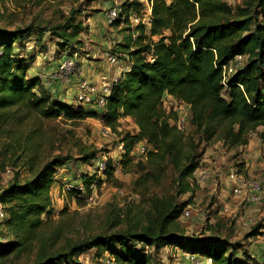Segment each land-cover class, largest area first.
<instances>
[{"label": "trees", "instance_id": "1", "mask_svg": "<svg viewBox=\"0 0 264 264\" xmlns=\"http://www.w3.org/2000/svg\"><path fill=\"white\" fill-rule=\"evenodd\" d=\"M141 5L139 0L126 1L121 4V16L128 19L131 11L139 10ZM68 21L37 27L38 35L50 30L59 38L60 46L67 47L83 29L80 21L74 23L75 18ZM141 26L144 28L140 24V30L136 27V39L130 32L118 43L130 68L112 83L100 113L82 107L81 103L73 109V104L56 95L42 77L27 74V56L16 50V44H21L20 37L31 26L0 27V137L10 140L4 146L12 142L20 150L28 148L35 152L31 140L35 131H23L28 114L40 119L97 116L104 127L118 135L124 150L120 162L123 168L132 165L131 151L142 142L149 147L146 154L152 167L165 158L173 164L178 192L182 194L193 190L190 176L198 166L200 154L195 147L185 150L184 133L170 122L176 114L167 113L163 106L165 94L189 105L191 127L207 138L217 135L231 146L246 145L251 133L262 127L260 137L264 139V0H245L235 8L226 0H152L149 32ZM236 55L244 56V62L224 87L222 66ZM149 56L154 60L150 61ZM18 111H23L22 115L16 114ZM123 117L134 121L138 127L136 134L119 130ZM34 152L25 160L32 176L22 183L13 181L0 193V202L7 204L5 223L13 237L0 240V260L36 250L38 257L33 264H81L78 256L96 248L98 257L107 251L116 264H151L144 249L158 251L168 244H179L182 229L178 219L187 201L177 204L154 197L144 212H116L117 220L111 226L118 227L125 218L122 228L70 242L65 249L58 250L65 236L63 230L61 226L46 230L45 224L53 213V177L68 157L56 155L37 168ZM93 157V152L83 156L84 160ZM12 162L15 165L16 160ZM114 169L112 160H107L104 176L113 178ZM144 175L137 179L140 185L147 183L150 171ZM81 180L88 192L90 184L96 181L93 175H82ZM100 183L97 179L96 184ZM259 227L260 223L255 225L251 234H257ZM188 242L180 243L181 247L210 257L211 264H264L249 252L238 254L233 247L227 248V243L217 237ZM137 245L141 247L138 252L134 249Z\"/></svg>", "mask_w": 264, "mask_h": 264}, {"label": "rangeland", "instance_id": "2", "mask_svg": "<svg viewBox=\"0 0 264 264\" xmlns=\"http://www.w3.org/2000/svg\"><path fill=\"white\" fill-rule=\"evenodd\" d=\"M126 1L131 0H0V27L6 29L32 27L20 37L21 44H16V50L26 53L29 68L33 65L35 67L34 70L27 71L30 76L56 66L61 59H69L77 52L71 79L66 84L60 83L61 88L57 92L60 98L73 104V109H76L80 104L73 97L76 83L80 78L85 77L97 83L91 79L93 75L101 78L108 75L111 79L121 68L120 65H109L108 60L104 58L103 50L115 49L116 51H112L122 56L118 43L130 32L135 39L139 34L136 27L140 30L141 22L135 19L141 16L142 5L139 10L131 11L128 19L125 15H120L113 25L107 21L106 14L109 8ZM226 1L235 8L245 0ZM88 16L91 22H88ZM71 17L75 18L74 23L80 21L83 29L76 40L67 47L60 46L59 38L50 30H46L42 36L38 35L37 27L67 24ZM90 35L95 40L85 43L90 39ZM90 53L99 58H93ZM82 58L85 60H81ZM122 58L125 59L124 56ZM93 65H96V68ZM262 90L264 93V88ZM165 105L167 112L168 106L174 105L184 109L187 107L183 103H175L172 99H167ZM82 107L101 112V108L94 105L83 104ZM22 112L18 111L16 114L22 115ZM103 128L104 125L97 116L70 119L61 115L54 119H40L34 114H28L23 131L25 134L35 131L31 137L35 152L28 148L20 150L15 144L12 145V142L10 146H4V143L10 140L0 137V193L13 181L22 183L32 176L33 173L25 164L29 154L33 152L37 154V168L56 155L68 157V160L58 167L53 177L50 189L53 213L52 218L45 224L46 230L61 226L65 236L57 246L58 250L65 249L70 242H78L98 233L122 228V225L126 224L125 218L118 227L111 226L117 220L116 212L121 214L123 212L125 214L127 210L131 214L144 212L155 197L177 204L187 201L180 215L188 206L190 215L187 218L179 215L182 239L178 245L168 244L158 251L152 248L143 250L150 255L151 264H190L182 255L186 249H183L180 243L186 245L189 240H204L210 237L219 238L227 243V248L233 247L238 254L253 253L258 263L264 262V236L258 233L251 234L254 226L262 220L260 215H263L264 193L260 194L257 204L251 203L244 196L235 197L231 193V185L226 176L229 167L239 166L242 168L240 172L252 168L249 175H244L247 180L253 177L262 181L264 175V139L260 137L262 127L251 133L249 138L251 145L246 147L231 146L217 135L207 138L196 131L194 126L189 125L183 132L184 148L189 150L195 147L200 158H205L202 167L209 170L208 178L204 182L195 184L192 192L182 194L178 192L176 168L167 158L157 161V164L153 163L152 167L148 155L144 154L134 158L132 165L125 169L120 163L124 150L121 148L122 143L119 142L118 135L113 132L104 134ZM137 129L131 118H121L119 130L136 134ZM256 149L259 154L254 153ZM92 152L94 157L84 160V154ZM103 158L111 159L114 165V177L111 179H107L99 171L98 163ZM13 160H16L15 165ZM147 170L150 171L149 179L147 183L140 185L137 179L139 176H145ZM82 175L89 177L93 175L96 181L100 179L101 183L92 182L90 191L85 189L81 195L70 193L69 189L73 188H69L68 185H73L74 181L82 182ZM0 204L6 211L7 204L3 202ZM258 209L262 210L261 213ZM6 218L7 211L6 217L0 220V240L13 238L5 223ZM248 218L253 219V224L249 227L243 223ZM140 245L135 246L136 252L140 251ZM115 246L118 249V245ZM36 254V250L27 251L20 257L0 260V264H33L36 256L38 257ZM111 256L109 252L104 251L98 257L96 248H91L80 254L77 260L81 264H102Z\"/></svg>", "mask_w": 264, "mask_h": 264}, {"label": "built area", "instance_id": "3", "mask_svg": "<svg viewBox=\"0 0 264 264\" xmlns=\"http://www.w3.org/2000/svg\"><path fill=\"white\" fill-rule=\"evenodd\" d=\"M142 3V9H141V16L136 17V21L141 22L143 24L145 31L148 33L150 24H151V9H152V0H139ZM170 1V0H167ZM122 12L121 4L113 5L109 8L108 13L106 14L107 21L109 23H113L116 19L119 18ZM136 15V14H135ZM134 15V17H135ZM104 58L108 60L109 65L112 66H118L120 65V71L116 73L111 79L107 77V75L102 76V81L100 83H93L88 78H80L78 82L76 83V89L74 94V99L77 103L81 104H88V105H94L96 107H103L105 105L106 97L109 95L111 91V85L114 81L117 80L119 75L128 70L130 68V63L127 60H123V56L125 54H122V56L109 51V49L103 50ZM244 56L242 55H236L234 59H232L228 64H225L222 66V83L224 87L227 85L228 78L235 72L236 68L241 66L244 62ZM77 59V52H74L73 56L69 59H61L56 65L55 70L50 72L47 75V79H49L48 84L50 85L52 81H58L61 84H66L70 81V75L73 72L72 69L75 66V62ZM75 60V62H74ZM149 60L153 61L154 58L149 56ZM43 78L42 75H38ZM167 99H172L175 103H183L187 107L181 108L176 107L172 105L173 107H169L168 111H174L176 114L175 118L170 119V122L175 125L177 130L181 132H185L188 129V126L190 125L189 122V105L185 103L184 101L175 99L169 94H165L163 96V106L166 107L165 102ZM167 108V107H166ZM167 111V110H166ZM167 112V113H169ZM104 134H111V131L109 128L104 127L103 128ZM264 143V140H263ZM123 149V147H121ZM149 150V147L146 146L144 143L139 142L136 144L134 149L131 151V156L133 158H139L142 155L146 154V152ZM205 158L201 157L199 159V163L197 168L193 171L192 175L190 176V182L192 185L200 184L204 182L208 178V170L204 169L202 167L203 161ZM99 171L103 173V170L106 167L107 160L106 158L101 159L98 163ZM227 179L231 185V193L235 197H241L245 194L247 195V200L250 202H257L260 200V194L264 193V175L262 176L260 181L257 178H250L246 179L242 173L240 172L239 166H231L228 168L227 171ZM73 185L69 184V188H73L76 191H78V195H81L85 188L83 184L74 182ZM226 207V206H224ZM190 215V207L188 206L183 213L180 215L181 217H188ZM6 217V211L2 204H0V220L4 219ZM244 225L249 227L251 224H253V219L248 218L244 222ZM258 234H263L264 236V224L260 225L258 229ZM182 255L187 259L190 264H211V258L190 253L188 251H183ZM102 264H116L115 259L113 256L110 257V259H107V262Z\"/></svg>", "mask_w": 264, "mask_h": 264}, {"label": "crops", "instance_id": "4", "mask_svg": "<svg viewBox=\"0 0 264 264\" xmlns=\"http://www.w3.org/2000/svg\"><path fill=\"white\" fill-rule=\"evenodd\" d=\"M99 15H101V13H99ZM96 19H97V17H96ZM87 20H88V22H91L90 21V16H88L87 17ZM87 20H86V22H87ZM95 39H93V37H92V35H90V39L89 40H86L85 41V43H87L88 41H94ZM27 44V43H26ZM20 50H22L21 49V47H20ZM21 55L22 56H26V53H23V52H21ZM90 56H92L93 58H99L98 56H96L95 54H91L90 53ZM77 60V59H76ZM81 60H85L84 58H82ZM93 67L94 68H96V65H93ZM34 65L32 66V67H30L29 68V70L30 69H32V70H34ZM55 68H56V66H53V67H51V68H48V69H45L46 71H44V72H42V73H39L38 75H42L43 76V80H44V82L49 86V88L53 91V92H55V94L56 95H58V90H60V88H61V84L58 82V81H52V82H50L51 84L49 85L48 84V82H49V79H47L46 77H47V75L50 73V72H52L53 70H55ZM119 71H120V68H119ZM116 73H118V72H116ZM115 73V74H116ZM83 74V73H82ZM81 74V75H82ZM91 74H93V73H91ZM36 76V75H35ZM88 76H92V75H88ZM107 77H109L108 75H107ZM91 79H93V80H96L97 81V83H100L101 81H102V78L101 77H98V75H93V77H91ZM254 142V141H253ZM256 142V141H255ZM251 145V142L249 141V143H247L245 146L246 147H248V146H250ZM254 153L255 154H259L258 153V150L256 149V150H254ZM247 166L249 165V162L246 164ZM245 168H247V167H245ZM249 168V167H248ZM241 169L242 168H240V171H241ZM249 170H250V172H251V170H252V168H249L246 172H241L242 173V175L244 176V175H249L250 173H249ZM251 178H253V177H251ZM245 197L247 198V195L245 194ZM249 201V200H248ZM254 202V201H253ZM260 202V201H259ZM252 203V202H251ZM254 204H257V202H254ZM263 210V211H262ZM262 210L261 209H258V212H260L261 213V211H262V213H263V215H260L261 217H262V220L260 221V225H262V224H264V206L262 207ZM259 216V217H260ZM252 256H255L253 253L251 254Z\"/></svg>", "mask_w": 264, "mask_h": 264}]
</instances>
